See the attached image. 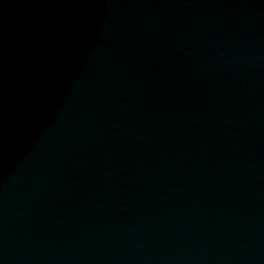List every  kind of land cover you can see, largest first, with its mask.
Here are the masks:
<instances>
[{
    "label": "water",
    "instance_id": "obj_1",
    "mask_svg": "<svg viewBox=\"0 0 264 264\" xmlns=\"http://www.w3.org/2000/svg\"><path fill=\"white\" fill-rule=\"evenodd\" d=\"M0 264H264V0H0Z\"/></svg>",
    "mask_w": 264,
    "mask_h": 264
}]
</instances>
